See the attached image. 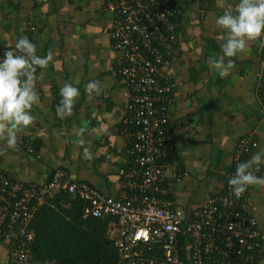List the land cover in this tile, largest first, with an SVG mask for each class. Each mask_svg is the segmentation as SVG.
I'll use <instances>...</instances> for the list:
<instances>
[{
	"label": "crops",
	"instance_id": "crops-1",
	"mask_svg": "<svg viewBox=\"0 0 264 264\" xmlns=\"http://www.w3.org/2000/svg\"><path fill=\"white\" fill-rule=\"evenodd\" d=\"M236 2L179 0V44L167 72L176 83L170 136L184 176L173 196L188 216L207 199L224 193L240 138L249 136L256 142L245 161L264 149V115L256 93L263 68L260 41L250 42L246 53L224 58L234 63L226 77L209 63L210 58L222 57L224 31L216 19ZM109 4V0H0V59L9 49L15 52L21 37L36 45L38 55L52 54L47 68L37 69L36 75L43 76L36 81L40 102L32 109L34 123L18 135L14 149L0 141V171L14 182L43 185L62 169L70 179L108 196L121 195L119 172L129 169L133 157L121 125L126 88L115 71L119 54L112 44L114 16ZM90 81L99 82V95L87 88ZM65 83L77 87L80 96L72 115L61 120L55 113ZM85 147L91 160L83 155ZM261 169L259 176H264V165ZM173 173L168 168L164 178ZM248 205L264 232V186L248 187ZM0 264H10L6 244H0ZM258 264H264V258Z\"/></svg>",
	"mask_w": 264,
	"mask_h": 264
},
{
	"label": "built area",
	"instance_id": "built-area-1",
	"mask_svg": "<svg viewBox=\"0 0 264 264\" xmlns=\"http://www.w3.org/2000/svg\"><path fill=\"white\" fill-rule=\"evenodd\" d=\"M114 15L111 38L120 52L116 73L126 86L122 119L133 164L119 172L123 191L108 196L56 169L46 184L14 182L0 171V244L9 246L10 264H30L35 233L28 227L47 197L66 193L83 204V218H112L108 235L123 264H257L264 257V232L250 214L248 188L237 199L228 184L238 163L256 142L240 138L222 195L207 199L191 216L169 197L180 178H164L173 160L170 106L176 83L167 72L179 41V0H109ZM137 44L139 51L131 48ZM140 46V47H139ZM262 72L256 93L264 115V44L259 42ZM173 56L170 58L169 56ZM27 152L34 153L31 147ZM262 172L260 167L259 176ZM186 230L188 245L180 241ZM156 249L160 257H145Z\"/></svg>",
	"mask_w": 264,
	"mask_h": 264
},
{
	"label": "clouds",
	"instance_id": "clouds-1",
	"mask_svg": "<svg viewBox=\"0 0 264 264\" xmlns=\"http://www.w3.org/2000/svg\"><path fill=\"white\" fill-rule=\"evenodd\" d=\"M216 24L224 31V42L220 45L222 57L210 58L209 63L223 78L234 68L233 61L229 59L226 62L224 58L246 53L250 42L259 40L264 44V0H238L234 6L228 5L217 17ZM14 47L15 52L8 48L0 59V141L9 149L15 148L18 135L34 123L32 109L40 102L36 81L43 76V72L36 75L37 69H46L52 59L51 53L43 57L38 55L36 45L27 37L19 38ZM87 88L100 94L98 81H90ZM59 94L61 99L55 114L63 120L72 115L80 91L72 83H65ZM83 131L80 129L81 134ZM83 155L92 159L87 147L83 148ZM261 165H264V149L237 164L235 174L228 180L237 199L250 186H264V176L256 174Z\"/></svg>",
	"mask_w": 264,
	"mask_h": 264
},
{
	"label": "trees",
	"instance_id": "trees-1",
	"mask_svg": "<svg viewBox=\"0 0 264 264\" xmlns=\"http://www.w3.org/2000/svg\"><path fill=\"white\" fill-rule=\"evenodd\" d=\"M179 23L180 17L176 28L178 37ZM112 44L113 47L116 44L114 39H112ZM178 44L179 41L175 46L174 58L177 54ZM131 48L137 51L140 49L137 44H133ZM117 53L119 56L115 62V71L121 54L120 52ZM169 57L172 58L173 56ZM123 84L125 85L124 82ZM121 125L124 131L123 122ZM174 152L175 148L170 164L176 160ZM173 174L179 177L181 181L184 178L176 169ZM174 192L169 198L175 202ZM174 206L177 208L175 203ZM201 206L192 214L198 211ZM82 209L81 201L73 200L63 192L45 199L28 227L29 231L35 233L31 246L32 259L30 264H123L120 253L115 247L114 238L108 235L112 218H83ZM180 241L184 243L183 245L189 244L190 238L186 230L183 231ZM145 257L157 259L160 254L156 249H153L147 251Z\"/></svg>",
	"mask_w": 264,
	"mask_h": 264
}]
</instances>
